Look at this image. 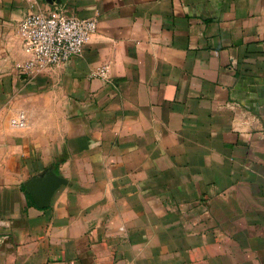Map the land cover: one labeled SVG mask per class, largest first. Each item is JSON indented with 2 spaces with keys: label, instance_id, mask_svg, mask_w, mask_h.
<instances>
[{
  "label": "crops",
  "instance_id": "1",
  "mask_svg": "<svg viewBox=\"0 0 264 264\" xmlns=\"http://www.w3.org/2000/svg\"><path fill=\"white\" fill-rule=\"evenodd\" d=\"M56 8L97 32L27 75ZM0 264H264V0H0Z\"/></svg>",
  "mask_w": 264,
  "mask_h": 264
},
{
  "label": "built area",
  "instance_id": "2",
  "mask_svg": "<svg viewBox=\"0 0 264 264\" xmlns=\"http://www.w3.org/2000/svg\"><path fill=\"white\" fill-rule=\"evenodd\" d=\"M98 28L97 19H82L67 14L61 8L50 12L28 14L19 25V35L29 60L20 67L27 75L43 72L81 58ZM91 78L109 80L107 69H100ZM27 125V117L20 114L15 122L18 128Z\"/></svg>",
  "mask_w": 264,
  "mask_h": 264
},
{
  "label": "water",
  "instance_id": "3",
  "mask_svg": "<svg viewBox=\"0 0 264 264\" xmlns=\"http://www.w3.org/2000/svg\"><path fill=\"white\" fill-rule=\"evenodd\" d=\"M50 3L56 0H47ZM68 184L67 180L57 175L53 170L34 176L27 184V191L31 194L36 206L41 209L50 207L56 192Z\"/></svg>",
  "mask_w": 264,
  "mask_h": 264
}]
</instances>
